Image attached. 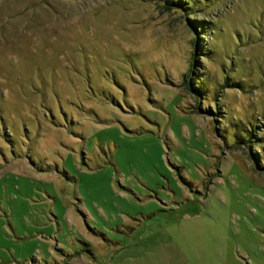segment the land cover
I'll list each match as a JSON object with an SVG mask.
<instances>
[{
    "label": "rangeland",
    "instance_id": "1",
    "mask_svg": "<svg viewBox=\"0 0 264 264\" xmlns=\"http://www.w3.org/2000/svg\"><path fill=\"white\" fill-rule=\"evenodd\" d=\"M185 2L0 0V264H264V0Z\"/></svg>",
    "mask_w": 264,
    "mask_h": 264
},
{
    "label": "trees",
    "instance_id": "2",
    "mask_svg": "<svg viewBox=\"0 0 264 264\" xmlns=\"http://www.w3.org/2000/svg\"><path fill=\"white\" fill-rule=\"evenodd\" d=\"M168 3H173V4H175L176 5V7L177 8H179V9H182V10H186V8H187V2H185V1H187V0H180V1H177V2H175V0H166ZM203 28H204V26H202L201 24H194V29L196 30V31H198V32H202L203 31ZM192 83V82H191ZM253 135V134H252Z\"/></svg>",
    "mask_w": 264,
    "mask_h": 264
}]
</instances>
